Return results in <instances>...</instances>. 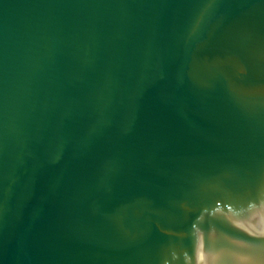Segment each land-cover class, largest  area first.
<instances>
[{"label":"water","instance_id":"obj_1","mask_svg":"<svg viewBox=\"0 0 264 264\" xmlns=\"http://www.w3.org/2000/svg\"><path fill=\"white\" fill-rule=\"evenodd\" d=\"M0 264H264V0H0Z\"/></svg>","mask_w":264,"mask_h":264}]
</instances>
